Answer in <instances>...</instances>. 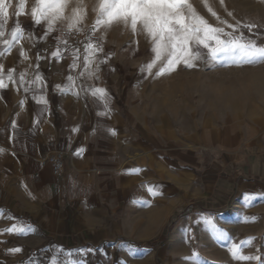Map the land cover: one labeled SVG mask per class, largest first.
<instances>
[{"label": "crops", "instance_id": "obj_1", "mask_svg": "<svg viewBox=\"0 0 264 264\" xmlns=\"http://www.w3.org/2000/svg\"><path fill=\"white\" fill-rule=\"evenodd\" d=\"M17 5L0 37L8 85L0 88V264L147 261L152 253L138 245L166 237L178 205L188 213L182 235L209 225L206 215L245 218L248 233L249 212L264 207V124L175 125L173 111H160L97 52L90 59L99 70L81 76L85 45L62 49L46 21L31 33L28 3L18 17ZM17 22L22 36L8 50L3 40ZM93 88L106 96L93 97ZM54 151L65 155L59 177L43 162ZM13 225L24 230L4 231Z\"/></svg>", "mask_w": 264, "mask_h": 264}, {"label": "rangeland", "instance_id": "obj_2", "mask_svg": "<svg viewBox=\"0 0 264 264\" xmlns=\"http://www.w3.org/2000/svg\"><path fill=\"white\" fill-rule=\"evenodd\" d=\"M26 2L29 5L30 30L33 33L37 27L31 15L35 0ZM97 2L84 0L87 14L79 27L82 29L80 32L85 33L86 40L81 47L88 44L91 38L94 45L103 49L97 52L103 62L110 67H119V74L129 81L139 82L136 86L155 101L160 111H173L175 125L193 122L209 125L218 122L256 129L264 124V63L236 65L225 54L213 60L207 49H201L203 58L195 61V67L188 68L181 63L174 71L155 76L158 62L157 68L152 70L153 74L149 75L146 64L154 58L151 40L142 32L133 35L129 28L119 25L110 29L97 26L93 32L97 17L92 9ZM191 3L210 24L224 28L225 33H232L233 36L243 34L246 39L264 44V0H224L223 6L219 0H208L221 20L236 25L235 32L216 20L204 7L202 0H191ZM228 12L232 16H228ZM68 23V20H59L54 24L56 30L51 42L62 39L68 30ZM248 24H255L258 28L249 31L245 27ZM227 38L221 35V39ZM210 45L215 46V43L210 42ZM261 204L264 205V201ZM187 215L185 207L175 206L174 213L167 219L168 225L162 228L163 235L167 237V233L175 230ZM251 217L255 219L247 220L249 230L246 234L247 231L239 224V220L245 221V218L230 220L218 215H206L204 221L209 225L205 228L195 229L187 236L182 235L183 230L177 227L168 240L160 235L153 237L151 242L144 241L138 246L141 253H152L148 260L125 264H196V260L199 264H264V207L259 211H250ZM249 237L255 239L251 243H241ZM233 244L240 245L243 255L260 256L261 260L234 259L229 252ZM193 253L197 254L196 259H189Z\"/></svg>", "mask_w": 264, "mask_h": 264}, {"label": "snow or ice", "instance_id": "obj_3", "mask_svg": "<svg viewBox=\"0 0 264 264\" xmlns=\"http://www.w3.org/2000/svg\"><path fill=\"white\" fill-rule=\"evenodd\" d=\"M202 2L216 20L226 24L235 32L236 25L221 20L219 14L208 3V0H202ZM219 2L222 6L224 5V0H219ZM25 3L26 0H18L17 12L15 13L17 17L23 12ZM10 4L11 0H0V37L4 36V25L8 19ZM92 10L97 17L93 24V32L97 26L110 29L119 25L129 28L133 35L142 32L146 38L151 40V51L154 58L146 64L149 75L153 74L152 70L157 68L158 62L159 66L155 76H162L167 72L174 71L181 63L188 68L195 67V61L203 58L201 49H207L208 55L213 60L218 55L225 54L229 56L230 62L236 65L264 63V44L253 39H246L243 34L233 36L232 33H225L224 28L210 24L204 16L196 11L191 0H98ZM86 14L87 7L84 0H75L74 3L73 0H35V4L31 9L33 22L41 24L46 21L49 31L54 30V24L57 21L68 20V31L71 32L76 29L77 32H80L82 29L79 25L85 19ZM227 15L232 16V13L228 12ZM245 27L249 31L258 28L255 24H248ZM22 32L23 29L17 22L11 31V39L3 40V44L8 50L11 49L13 41H17L18 37L22 36ZM221 35L228 38L221 39ZM89 40L90 42L85 45V51L89 52V55L84 57V71L81 72V76L87 73L91 77L95 71L99 70V65L92 69L93 61L90 56L103 49L99 45H94L91 38ZM210 42H214L215 46H211ZM193 45L195 50H193ZM0 55H3V53H0ZM20 55L27 59L23 49H21ZM57 55L58 52L53 53V56ZM76 66V60L74 59L70 67L75 68ZM3 71L4 67L0 65V88L8 86L2 78ZM14 71V69L8 70L9 81L15 82L13 81ZM24 75V73H21L20 82L24 81ZM37 79L39 80L40 77L38 76ZM68 80L71 82L72 77L69 76ZM57 88H60V85H57ZM25 90L27 91V89ZM74 94L79 95L78 92ZM91 94L93 97L104 98L106 90L93 88ZM45 103L47 102L45 101ZM111 131L115 134L114 130ZM2 151L3 149H0V152ZM249 219L254 220L255 217ZM23 230V228H18L16 225L4 229L8 232ZM254 239V237H249L247 241L241 243H251ZM9 251L16 253L22 251V249L12 248ZM229 252L237 260H261L260 256L243 255L238 244H233L229 248ZM196 257L197 254L193 253V256L189 259H196ZM196 264H199L198 260H196Z\"/></svg>", "mask_w": 264, "mask_h": 264}, {"label": "built area", "instance_id": "obj_4", "mask_svg": "<svg viewBox=\"0 0 264 264\" xmlns=\"http://www.w3.org/2000/svg\"><path fill=\"white\" fill-rule=\"evenodd\" d=\"M85 33L68 30L64 32L61 39L60 46L62 49L67 50L69 48H81L82 44L85 42ZM65 155L61 151H54L44 156L43 162L49 166L51 173L55 177L61 176L64 170Z\"/></svg>", "mask_w": 264, "mask_h": 264}]
</instances>
